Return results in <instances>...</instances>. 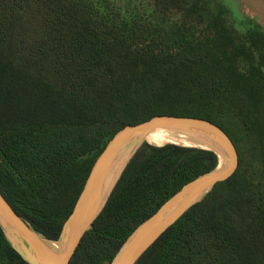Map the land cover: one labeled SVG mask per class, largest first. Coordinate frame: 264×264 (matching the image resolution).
Here are the masks:
<instances>
[{
  "label": "trees",
  "instance_id": "1",
  "mask_svg": "<svg viewBox=\"0 0 264 264\" xmlns=\"http://www.w3.org/2000/svg\"><path fill=\"white\" fill-rule=\"evenodd\" d=\"M156 115L219 125L239 165L135 264H264V26L225 0H0V189L37 232L59 239L109 141ZM218 163L143 143L69 264H110ZM0 264H31L1 226Z\"/></svg>",
  "mask_w": 264,
  "mask_h": 264
},
{
  "label": "water",
  "instance_id": "2",
  "mask_svg": "<svg viewBox=\"0 0 264 264\" xmlns=\"http://www.w3.org/2000/svg\"><path fill=\"white\" fill-rule=\"evenodd\" d=\"M157 129L174 130L205 144L207 147L175 143L212 150L218 155L219 163L216 168L186 183L141 223L123 243L110 264H135L191 206L201 201L218 182L228 179L239 165V154L232 138L208 119L156 115L147 121L126 125L114 135L96 159L59 239H48L37 232L17 213L0 189V226L17 252L31 264H69L82 237L102 212L136 151L145 142L160 145L145 139L147 134ZM221 153L224 154V160H221ZM119 170L121 172L116 178ZM53 244H57L58 248Z\"/></svg>",
  "mask_w": 264,
  "mask_h": 264
},
{
  "label": "rangeland",
  "instance_id": "3",
  "mask_svg": "<svg viewBox=\"0 0 264 264\" xmlns=\"http://www.w3.org/2000/svg\"><path fill=\"white\" fill-rule=\"evenodd\" d=\"M226 3L232 8L233 12L240 18H246L247 16L253 17L259 23L264 26V0H225ZM229 132V131H228ZM230 136L232 133H230ZM246 148V146L244 145ZM246 153V157L248 161L253 160V156L255 155V151L252 149L248 151V148L244 150ZM130 153L125 157V162L130 157ZM121 170H119L116 178L120 174ZM115 178V179H116Z\"/></svg>",
  "mask_w": 264,
  "mask_h": 264
},
{
  "label": "bare ground",
  "instance_id": "4",
  "mask_svg": "<svg viewBox=\"0 0 264 264\" xmlns=\"http://www.w3.org/2000/svg\"><path fill=\"white\" fill-rule=\"evenodd\" d=\"M146 140L155 143V144H165L168 142H174L185 145H196L201 147H207L205 144L198 143L191 139L190 137L181 134L177 131L170 129H157L149 134H147ZM221 160H224V154L221 153ZM56 248H58L57 244H53Z\"/></svg>",
  "mask_w": 264,
  "mask_h": 264
}]
</instances>
